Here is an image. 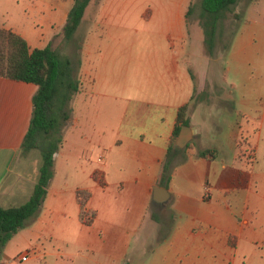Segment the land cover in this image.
<instances>
[{
  "label": "crops",
  "instance_id": "obj_1",
  "mask_svg": "<svg viewBox=\"0 0 264 264\" xmlns=\"http://www.w3.org/2000/svg\"><path fill=\"white\" fill-rule=\"evenodd\" d=\"M73 2L64 0L54 14L53 35L63 30ZM132 3L88 4L77 91L84 99L64 123L58 153L69 167L61 185L53 186L51 177L38 214L24 221L30 228L22 238L31 251L12 248L14 234L1 250V263L22 264L18 256L28 251L25 262L32 264H236L247 248L264 243V167L255 164L264 141V100L254 89L237 87V74L248 61L256 62L257 52L238 29L216 74L220 85L206 91L208 71L195 72L185 57L192 46L185 51L182 45L191 0H157L137 14V24ZM257 37L263 42L262 33ZM0 79L35 87L29 93L12 87L25 94L22 113L28 115L16 142H0V207H9L25 202L37 179L12 171L23 166L19 149L37 86ZM195 89L214 93L217 111L199 101L188 116L191 137L171 160L168 179L159 183L178 108ZM204 149L213 155L199 156ZM240 156L246 163L238 167ZM155 185L166 188V202L152 203ZM79 190L92 214L88 224L80 218ZM5 198L17 203L3 206Z\"/></svg>",
  "mask_w": 264,
  "mask_h": 264
},
{
  "label": "rangeland",
  "instance_id": "obj_2",
  "mask_svg": "<svg viewBox=\"0 0 264 264\" xmlns=\"http://www.w3.org/2000/svg\"><path fill=\"white\" fill-rule=\"evenodd\" d=\"M168 0H163V3ZM64 0H0V26L4 28H10L13 31L22 35L29 43L30 47H43L50 41L53 46L57 47L56 50L59 53L61 60L69 58L72 62V73L73 76L79 82V88L82 87V80L79 75V60L80 52L79 47L81 41L86 32L85 24L83 22L88 18L90 5L85 11V17L81 20L80 26L75 32L71 40H65L63 37V30L53 35L56 30V22L54 14H57L61 10V3ZM132 4L129 8L134 10L131 15V19L136 22L137 14L149 8L150 6H157V0H132ZM135 8V9H134ZM131 10V11H132ZM232 11L238 13L239 21L237 18L231 16V13L221 20L218 27L217 37L215 39V45L213 47V53L207 54L204 48L203 39L204 33L201 26L200 17V0H191V12L187 18V37L183 42L185 51H189V45L192 46L189 54L185 57L189 61L192 69L201 73V71H208L209 79H206L203 86L206 85V91L210 86L217 88L220 85L216 78V74L219 75L222 71V63L224 57V51L226 50L229 42L231 41L233 33L241 29L243 34L247 35V41L251 44L252 50L257 52L256 62L248 61L244 64L246 69H243L241 73L237 74V87L238 88H251L259 92V101L264 100V0H238L232 6ZM85 26V27H84ZM79 28H84L80 30ZM262 33L263 42L257 37ZM200 62V63H199ZM213 73V76L210 73ZM21 86L27 89L26 92H30L35 89L34 86H30L24 83H18L5 79H0V142L14 143L18 137L24 132V122L27 113H22L25 108L23 98L25 94H19L13 92V86ZM85 87V86H84ZM204 90L197 99L199 101H207V105L214 106L216 109H212L213 112L217 111L219 105L215 94H208ZM79 92V91H78ZM76 96V97H75ZM84 99V95L77 94L72 96L69 102L70 113L76 108L77 103L80 99ZM206 106V105H205ZM207 107H205L206 109ZM25 112V111H24ZM70 115V114H69ZM24 117V118H23ZM196 123L198 118L193 119ZM26 123V122H25ZM263 140H264V129H263ZM245 150V146H243ZM247 149V148H246ZM24 155L21 159L23 166H14L13 170L18 169L22 173H26L28 177L36 179L38 177L39 166L41 163V154L38 149L22 150L20 147L19 151ZM62 152V149L58 148L53 156V175L54 179L51 183L53 186H59L62 183V177L67 171L62 155L58 153ZM95 153V152H94ZM264 141L259 147V152L256 155V167H264ZM94 163L96 162V154L94 156ZM241 161L245 162L244 158L240 156L237 158V166H240ZM242 162V163H243ZM246 163V162H245ZM51 185V186H52ZM16 199L8 200L7 198L2 199L1 204L3 206L9 203H17ZM40 208V207H39ZM39 212V211H38ZM35 213V215L38 214ZM29 225L23 223L13 234L12 248L16 251L27 249L31 251V246H25L22 234H26V230H29ZM13 240V241H12ZM19 246L20 248L16 247ZM17 264H20L16 261ZM22 264H32V262H25ZM38 264V263H36ZM236 264H264V243H258L257 246L247 248L245 252L237 256Z\"/></svg>",
  "mask_w": 264,
  "mask_h": 264
},
{
  "label": "trees",
  "instance_id": "obj_3",
  "mask_svg": "<svg viewBox=\"0 0 264 264\" xmlns=\"http://www.w3.org/2000/svg\"><path fill=\"white\" fill-rule=\"evenodd\" d=\"M90 1L74 0L63 27V37L66 41L73 38ZM236 1L200 0V22L207 54L213 53L221 20L228 13L234 18H239L238 13L232 11ZM190 12L191 4L187 9L186 17ZM56 48L51 42L42 48H30L20 34L0 26V77L37 86L32 98L31 118L21 148L22 150L38 149L41 154L38 177L28 199L19 205L0 207V253L12 234L26 219L37 212L44 199L48 182L53 175V156L62 141L61 132L64 123L69 118V102L79 90V82L72 73L71 60L69 58L61 60ZM189 71L194 78L190 68ZM204 88L206 89V85ZM203 93L204 90L197 93L195 89L189 102L178 108L176 124L162 161L159 183L169 177V165L179 150L174 142L181 126L189 125L188 116L199 103L197 98ZM198 155L210 157L213 155V150L204 149L199 151ZM77 197L81 204L80 218L88 224L91 222L92 214L89 215L83 208L87 196L85 192L79 190Z\"/></svg>",
  "mask_w": 264,
  "mask_h": 264
},
{
  "label": "water",
  "instance_id": "obj_4",
  "mask_svg": "<svg viewBox=\"0 0 264 264\" xmlns=\"http://www.w3.org/2000/svg\"><path fill=\"white\" fill-rule=\"evenodd\" d=\"M190 127L188 125H182L180 128V131L177 135V138L175 140V146L178 148H182L186 145V143L190 139L189 134ZM161 192L159 195L158 192ZM169 197V194L166 190V188L160 187V186H153V196H152V203H164L167 201Z\"/></svg>",
  "mask_w": 264,
  "mask_h": 264
},
{
  "label": "built area",
  "instance_id": "obj_5",
  "mask_svg": "<svg viewBox=\"0 0 264 264\" xmlns=\"http://www.w3.org/2000/svg\"><path fill=\"white\" fill-rule=\"evenodd\" d=\"M204 191H205V193H207L208 192V187L207 186H205L204 187ZM28 251H24V252H22L19 256H18V258L21 260V261H26L27 259H28ZM10 262H0V264H9Z\"/></svg>",
  "mask_w": 264,
  "mask_h": 264
}]
</instances>
